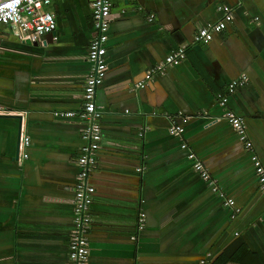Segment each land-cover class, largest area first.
<instances>
[{"label":"crops","instance_id":"obj_1","mask_svg":"<svg viewBox=\"0 0 264 264\" xmlns=\"http://www.w3.org/2000/svg\"><path fill=\"white\" fill-rule=\"evenodd\" d=\"M93 2L52 0L45 11L56 18L57 42L0 27V107L13 113L0 116V264L68 263ZM112 3L109 71L96 96L102 144L88 180V264H206L237 238L246 247L237 263L264 264V191L252 162L264 167V0ZM220 7L232 23L193 44L200 28L223 20ZM179 48L186 59L148 79ZM241 76L246 86L221 107L217 96ZM227 111L243 120L249 149ZM174 122L184 127L179 138L169 134Z\"/></svg>","mask_w":264,"mask_h":264},{"label":"built area","instance_id":"obj_2","mask_svg":"<svg viewBox=\"0 0 264 264\" xmlns=\"http://www.w3.org/2000/svg\"><path fill=\"white\" fill-rule=\"evenodd\" d=\"M52 4V0H0V27H10L20 39H27L37 42L43 37L50 36L54 42L58 41L56 36L57 21L55 16L45 11ZM92 7V21L95 35L88 48L89 72L85 78L82 107L78 117L84 122L86 128L83 132L82 139L84 147L77 159L79 173L77 177V185L75 189V204L73 208L72 227L68 235V263L67 264H88L91 253L90 234L93 230L94 221L91 214V207L94 201V188L88 184L91 173L97 169L98 152L102 144L101 120L102 113L97 106L96 96L101 85L104 84L109 68L106 62L108 31L113 8L112 0H94ZM218 10L225 12L222 21L200 28L194 37L193 44L207 45L212 42L214 36L227 29L232 23V14L227 12L224 7ZM149 19V22H152ZM186 59V49L179 48L168 55L163 62L150 70L147 74L148 79L156 78L164 73V71L174 64ZM248 82L246 76H241L233 81L226 95L219 94L217 96L219 105L226 107L228 99L234 95L238 89L244 88ZM13 115L0 107V116ZM14 115H22L15 113ZM55 117H60L55 114ZM225 117L229 124L236 131L239 138L246 142V128L243 120L235 116L232 112L227 111ZM169 134L173 137H181L184 135V127L172 123ZM30 138L24 133L20 138V155L22 160L28 158L27 150L30 146ZM181 148L186 150V145ZM246 148H250V144L246 142ZM190 160H195V155H189ZM256 175L262 191H264V167L260 164L256 157L252 158ZM195 170L199 176L207 182L211 183L209 172L204 166L197 162ZM226 207L234 208V202L228 200ZM235 212H238L235 210ZM145 227V216L140 214L138 217V230L142 231Z\"/></svg>","mask_w":264,"mask_h":264},{"label":"trees","instance_id":"obj_3","mask_svg":"<svg viewBox=\"0 0 264 264\" xmlns=\"http://www.w3.org/2000/svg\"><path fill=\"white\" fill-rule=\"evenodd\" d=\"M242 249H246L245 244L237 238L227 248L213 256L206 264H244L236 262L237 255Z\"/></svg>","mask_w":264,"mask_h":264},{"label":"water","instance_id":"obj_4","mask_svg":"<svg viewBox=\"0 0 264 264\" xmlns=\"http://www.w3.org/2000/svg\"><path fill=\"white\" fill-rule=\"evenodd\" d=\"M28 44H30V43L28 42Z\"/></svg>","mask_w":264,"mask_h":264}]
</instances>
